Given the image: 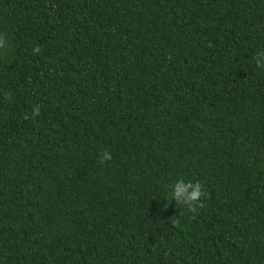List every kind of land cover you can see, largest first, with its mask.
I'll return each mask as SVG.
<instances>
[{"label":"trees","instance_id":"trees-1","mask_svg":"<svg viewBox=\"0 0 264 264\" xmlns=\"http://www.w3.org/2000/svg\"><path fill=\"white\" fill-rule=\"evenodd\" d=\"M0 40V264H264V0H0Z\"/></svg>","mask_w":264,"mask_h":264},{"label":"clouds","instance_id":"clouds-1","mask_svg":"<svg viewBox=\"0 0 264 264\" xmlns=\"http://www.w3.org/2000/svg\"><path fill=\"white\" fill-rule=\"evenodd\" d=\"M0 49H4L3 40H0ZM34 51L39 52L40 49L36 48ZM254 59L257 65L264 67V61H261L259 53L254 57ZM33 107V115H39L40 107L38 105H34ZM111 159V153L105 151L101 163ZM202 196H205V192L200 182L193 184L190 182L184 183L183 181H180L174 184L173 198L181 205L185 203L190 205L192 211H196L197 209L203 207V202L201 200Z\"/></svg>","mask_w":264,"mask_h":264}]
</instances>
